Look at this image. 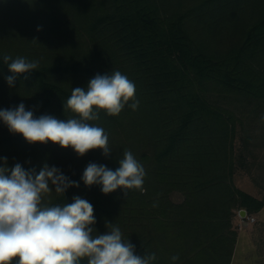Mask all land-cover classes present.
Masks as SVG:
<instances>
[{"label": "trees", "instance_id": "16d2710c", "mask_svg": "<svg viewBox=\"0 0 264 264\" xmlns=\"http://www.w3.org/2000/svg\"><path fill=\"white\" fill-rule=\"evenodd\" d=\"M5 55L39 66L10 86ZM115 71L134 82L139 104L89 121L108 134L107 157L29 144L0 120V166L6 158L9 169H60L79 186L53 190L45 201L86 199L97 234L108 232L106 224L119 227L136 255L155 254L153 264H232L234 218L241 209L260 212L264 197L236 185L245 166L237 152L241 120L213 98L264 106V0H0V110L23 103L36 118L66 121L76 117L64 107L72 89ZM125 151L145 170L143 190L104 194L102 185H85L89 163L115 171Z\"/></svg>", "mask_w": 264, "mask_h": 264}, {"label": "clouds", "instance_id": "9594fccd", "mask_svg": "<svg viewBox=\"0 0 264 264\" xmlns=\"http://www.w3.org/2000/svg\"><path fill=\"white\" fill-rule=\"evenodd\" d=\"M39 30V29H38ZM11 86L17 74L36 70L38 61L5 55ZM11 61L10 63H8ZM135 84L119 71L97 74L87 88L72 89L66 107L76 117L66 121L51 115L34 117L23 103L14 109L0 110V120L10 132L20 134L29 144L51 142L61 148H72L79 156L90 150L110 154L109 137L102 127L90 124L99 113L117 116L128 105L133 110L139 101ZM129 101H132L129 104ZM78 117V118H77ZM0 166V264H153L155 254L139 256L135 245L124 239L117 226L106 224L108 232L97 234L91 203L79 196L70 204L51 206L45 201L54 190L63 194L78 187L60 169L45 164L36 174L26 171L19 163L9 169L6 158ZM145 170L130 151L123 153L119 167L113 171L106 165L89 163L81 179L87 186L102 185L109 194L118 188L141 189ZM125 195L127 192L125 191ZM172 261L179 259L171 257Z\"/></svg>", "mask_w": 264, "mask_h": 264}, {"label": "rangeland", "instance_id": "374dc122", "mask_svg": "<svg viewBox=\"0 0 264 264\" xmlns=\"http://www.w3.org/2000/svg\"><path fill=\"white\" fill-rule=\"evenodd\" d=\"M213 100L232 109L241 120L238 125L237 152L244 156L245 166L239 167L235 174L236 185L258 198H263L264 106L256 107L254 104L225 95H216ZM246 140L248 143L244 152L241 149L245 146ZM172 198L181 201L183 196L174 193ZM257 220L258 222L256 219L252 222L248 215L242 218L239 213L234 218V225L240 233L232 264H264V210Z\"/></svg>", "mask_w": 264, "mask_h": 264}, {"label": "water", "instance_id": "95a60500", "mask_svg": "<svg viewBox=\"0 0 264 264\" xmlns=\"http://www.w3.org/2000/svg\"><path fill=\"white\" fill-rule=\"evenodd\" d=\"M239 215H240L242 218H246L247 215H248V212H247L246 209H241V210L239 211Z\"/></svg>", "mask_w": 264, "mask_h": 264}, {"label": "crops", "instance_id": "0c3cea01", "mask_svg": "<svg viewBox=\"0 0 264 264\" xmlns=\"http://www.w3.org/2000/svg\"><path fill=\"white\" fill-rule=\"evenodd\" d=\"M251 194V193H250ZM252 195H254V194H252ZM255 196V195H254ZM257 197V196H256ZM264 209H262L260 212H258L257 214H255L254 215V217H255V219H256V222H258V220H257V217H259V214L260 213H262V211H263ZM249 227V226H248ZM240 233V232H239ZM238 238H239V236H238Z\"/></svg>", "mask_w": 264, "mask_h": 264}, {"label": "built area", "instance_id": "2783aa9c", "mask_svg": "<svg viewBox=\"0 0 264 264\" xmlns=\"http://www.w3.org/2000/svg\"><path fill=\"white\" fill-rule=\"evenodd\" d=\"M248 219H250L252 222H254V221H255V218H254V217H252V216H251V217H249V216H248Z\"/></svg>", "mask_w": 264, "mask_h": 264}]
</instances>
